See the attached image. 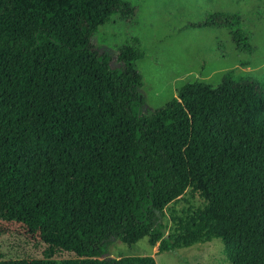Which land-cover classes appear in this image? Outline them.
<instances>
[{"label":"trees","instance_id":"1","mask_svg":"<svg viewBox=\"0 0 264 264\" xmlns=\"http://www.w3.org/2000/svg\"><path fill=\"white\" fill-rule=\"evenodd\" d=\"M136 12L125 0H0V237L77 257L0 264H156L101 259L113 238H147L157 254L219 240L229 264H264V89L228 70L144 114V51L123 45L113 59L91 44ZM240 24L225 12L195 26L226 28L252 52ZM187 194L203 206L178 212Z\"/></svg>","mask_w":264,"mask_h":264},{"label":"rangeland","instance_id":"2","mask_svg":"<svg viewBox=\"0 0 264 264\" xmlns=\"http://www.w3.org/2000/svg\"><path fill=\"white\" fill-rule=\"evenodd\" d=\"M137 8L135 17L125 21L113 15L91 39L99 53L116 56L123 45L137 46L144 57L136 63L142 77L139 92L144 98L143 113L163 107L186 82L202 81L217 86L222 75L234 70L260 83L264 89V0H125ZM232 13L241 19L239 29L252 36V52L239 51L229 30L197 27L215 13ZM134 40H138L135 45ZM112 67L118 65L113 61ZM174 208L203 206L202 199L187 194ZM101 259L151 256L156 264H229L219 240L157 254L147 238L125 245L113 238ZM76 256L49 249L44 243L18 235L0 237V260L75 259Z\"/></svg>","mask_w":264,"mask_h":264}]
</instances>
